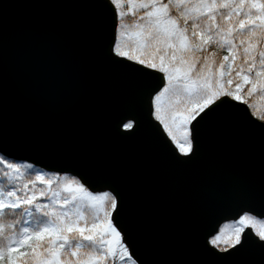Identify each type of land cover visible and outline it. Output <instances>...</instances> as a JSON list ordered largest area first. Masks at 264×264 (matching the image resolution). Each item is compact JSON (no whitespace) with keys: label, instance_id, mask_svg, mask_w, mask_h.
Returning a JSON list of instances; mask_svg holds the SVG:
<instances>
[{"label":"water","instance_id":"obj_1","mask_svg":"<svg viewBox=\"0 0 264 264\" xmlns=\"http://www.w3.org/2000/svg\"><path fill=\"white\" fill-rule=\"evenodd\" d=\"M113 33L105 0H0V153L113 193L137 264H264L251 228L209 245L224 222L264 218V121L225 102L181 157L150 111L157 74L113 57Z\"/></svg>","mask_w":264,"mask_h":264},{"label":"snow or ice","instance_id":"obj_2","mask_svg":"<svg viewBox=\"0 0 264 264\" xmlns=\"http://www.w3.org/2000/svg\"><path fill=\"white\" fill-rule=\"evenodd\" d=\"M105 2L114 17L111 54L157 74L150 111L181 157L194 154L192 129L215 107L235 101L251 112L254 95L264 100V0ZM251 114L264 121L259 108ZM118 216L113 193L0 157V264H137ZM249 228L264 241V222L244 214L209 245L227 252Z\"/></svg>","mask_w":264,"mask_h":264},{"label":"trees","instance_id":"obj_3","mask_svg":"<svg viewBox=\"0 0 264 264\" xmlns=\"http://www.w3.org/2000/svg\"><path fill=\"white\" fill-rule=\"evenodd\" d=\"M128 19H129V21H130V20H131V17H129ZM223 54H226V53H225V52H222L221 55H223ZM250 102L253 103L255 106H257L258 103H259L260 105H261V104H264V101L260 98L259 95H254V96L251 98ZM257 108H258V107H257ZM253 109L256 110V107H254ZM34 168H35L36 170H42V169H40V168H38V167H35V166H34ZM44 171H45V170H44ZM45 172H46V171H45Z\"/></svg>","mask_w":264,"mask_h":264},{"label":"rangeland","instance_id":"obj_4","mask_svg":"<svg viewBox=\"0 0 264 264\" xmlns=\"http://www.w3.org/2000/svg\"><path fill=\"white\" fill-rule=\"evenodd\" d=\"M263 101H264V100H263ZM257 107L259 108V111L264 112V104H261V105H260V104L258 103L257 106H256V108H257ZM251 111H252V112H255L256 110L252 109ZM0 157H3V156L0 154ZM9 161H10V160H9ZM11 162H14V161L11 160ZM14 163L20 164L21 167H22V169H23V166H24V165L28 164V163H25V162H14ZM47 173H48V172H47ZM49 174H52V173H49ZM100 193H103V192L94 193V194H100ZM230 222H232V221H230ZM230 222H228V223H230ZM262 222H264V220H262ZM225 224H227V223H225ZM225 224H223V225H225ZM223 225H222V226H223ZM225 235H227V233H226Z\"/></svg>","mask_w":264,"mask_h":264},{"label":"bare ground","instance_id":"obj_5","mask_svg":"<svg viewBox=\"0 0 264 264\" xmlns=\"http://www.w3.org/2000/svg\"><path fill=\"white\" fill-rule=\"evenodd\" d=\"M80 14H81V13H80ZM81 17H82V16H81ZM81 17H80V18H81ZM89 18L92 19L93 17L91 16V17H89ZM90 19H89V20H90ZM87 21H88V20H87ZM90 23H96V19H94V20H93L92 22H90ZM88 27H89V26H88ZM86 28H87V27H86ZM89 29L91 30V29H93V27H90Z\"/></svg>","mask_w":264,"mask_h":264}]
</instances>
